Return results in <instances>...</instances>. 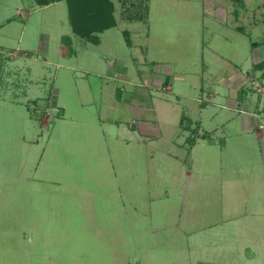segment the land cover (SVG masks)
I'll use <instances>...</instances> for the list:
<instances>
[{"label":"rangeland","instance_id":"obj_1","mask_svg":"<svg viewBox=\"0 0 264 264\" xmlns=\"http://www.w3.org/2000/svg\"><path fill=\"white\" fill-rule=\"evenodd\" d=\"M111 2L97 47L66 1L0 0V264H264V0ZM116 63L159 92L113 80ZM117 88L149 106L180 96L159 106L175 124L201 113L232 135L216 153L191 131L149 144L137 112L110 109ZM211 93L221 109L198 102Z\"/></svg>","mask_w":264,"mask_h":264},{"label":"crops","instance_id":"obj_2","mask_svg":"<svg viewBox=\"0 0 264 264\" xmlns=\"http://www.w3.org/2000/svg\"><path fill=\"white\" fill-rule=\"evenodd\" d=\"M67 10H68V8H67ZM113 29H116V27L112 28V29H109V30L97 35L98 36V41L97 42H94L93 40L84 39V38H81V37L80 38H81V40L86 41L87 43H91V44H93V45L98 47V46H101V44L103 43V35L106 32H108L110 30H113ZM129 49L132 52L135 51V50H133L134 49L133 46L129 47ZM134 55L135 54L132 53L131 56H132L133 64L136 65L137 59L135 58ZM143 57H144V54L141 55V58H143ZM144 60L146 62V59H141V62H143ZM148 63H151V62H148ZM116 64L118 66H116L117 67V71L113 75V80L114 79L119 80L118 83L123 81V83H126L128 86H129V84L133 85L135 83V81H139L140 80L139 81L140 85L138 86L139 88L150 89V91H152L154 93L159 92V89H157L156 87H152V85H146L145 86V84L144 85L142 84V80L145 79V74H143L141 71L138 72V71L135 70V72H132V73L128 74V67L126 65H124L122 70H121V67L119 66V63H116ZM121 75H125V76L121 77ZM156 75H157V73L154 74V76H156ZM182 79H183V77H182ZM232 79H233V77H232ZM232 79H230L231 83L229 85H231V88H232V91H231L232 93L231 94H234L233 84L235 82ZM168 81H170V78L169 77L165 78V82L163 83L162 86L163 87L165 85L167 86V84H169V83H167ZM135 87H136V89L138 88L137 86H135ZM136 89L134 90L133 95H131V93H130V94H128L125 97V99L122 98V100H120V101L115 100V99H117V96H120V97L122 96L121 95V90H119L117 88L116 91L114 92V90L112 89V92H111V94L109 96L113 97L114 100L111 103V106L109 105V107L113 111H116L117 109L118 110L119 109L122 110L121 107H124L123 109H125V111L127 110L129 112V114L137 112L138 113V115H136L137 118L130 117V119L134 120L133 121L134 124L132 123V126H131L132 129L131 130H133L132 132L137 131L139 133L140 137L145 139L146 141L149 140L148 141L149 144L153 143L155 145L160 140H163V138H167L168 141L171 140L172 137H173L174 131H176L177 134H181V135H182V132L186 133L187 131L188 132L191 131L194 134H196L197 132L199 134V131H200V133H202V134H200V135L197 134V142H196V139L193 138V137H192L193 139H191V137H186L185 140H184V142H187V141L190 142V144L192 145V146L191 145L190 146H191V148H193V151H195L196 148L199 149L200 147H202L203 149L206 148L208 151L210 150L209 152H212V150L210 149L211 147L214 148V150H215V148L220 146L222 143L227 145L226 140H225V142L223 140L227 136L232 135V133H231V131H229L227 129L225 124H220L219 126L218 125L214 126V125H210V123H209L208 124L209 127H206L203 124V122H202L203 119H202V116L200 115L201 113L199 114L200 120H197V122L191 121V118H189L188 116H185V114H182V115H180L179 121L177 120L178 124H175V121L177 119V114H175L174 116L173 115L171 116L168 113L171 116L170 118H168L166 114L164 115L165 112H163V110H161V109H163V108L164 109L165 108L169 109L170 107L175 106L180 101L179 100L181 98L180 96L176 97V98L169 97L168 98L169 100H160V98H152L151 106H149L150 105L149 101H145V100L143 102L139 101L140 99H138V97L141 98V94H140V91L138 92ZM242 89L243 88L238 89L239 90L238 93L240 91H242ZM170 90H171L170 94H172V91H173L172 84H171ZM146 91H148V92H146L147 96L148 97H152L151 96V92L149 90H146ZM157 95H159V94L157 93ZM238 98H239V94L236 95L235 99L237 100ZM136 99L138 101H135ZM231 99H233V98L231 97ZM253 99H255V98H253ZM154 100H155V102H154ZM198 100H199L198 102L200 103V105H202L203 107L206 106L207 102H211V104L219 106L218 109H221L223 107L221 105V103L216 104L217 101H221L222 100V99L218 100L216 94H212L211 93L208 96L207 100L204 99V97H200V98H198ZM173 101H176V102H173ZM154 103H155V105L157 107L154 106ZM232 105L233 106L237 105L238 107H240V105L237 102L234 103L232 100H230V106H232ZM159 106H161V109H159ZM244 106H245V108H246V110H247V112L249 114L248 117H252L253 118L252 121H253L255 119L254 117L258 116L259 114H256L257 112L256 113H249V111H250L249 107L250 106L246 105V104ZM146 113H150V115H146ZM248 117L245 116L246 122L241 128V133H245L246 131L248 132L249 129L251 128V130L249 132H251V135H252V134H255V132H254L255 129H254V127H252L253 124L251 122H249ZM112 121H113L114 124H117L118 126H123V124H124L121 121H116V120H112ZM167 121H169V122L167 123ZM185 122H186V125H185ZM170 125L173 126L174 129L166 130L167 126L171 127ZM127 132H126V134H127ZM218 133L221 134V136H219ZM247 135L250 136L249 134H247ZM128 136H129V134H128ZM128 136L127 135L125 136L126 137V142L129 141L128 140ZM254 136H255V138H257L256 134ZM182 138H184V137H182ZM216 138L219 139L220 141L218 142V140ZM194 139H195V141H194ZM206 140L209 141V143L211 141H213V142L211 144H209V145H206V144H204L206 142ZM262 140H263V138L260 139V142ZM221 141H222V143H221ZM181 145H183V144H181ZM197 153L198 152L196 151V154ZM215 153H216V150H215ZM217 156H218V154H217ZM192 157H193V159L195 158V156H193V155H192ZM175 161L178 162L179 160L175 158ZM194 162H195V159H194Z\"/></svg>","mask_w":264,"mask_h":264},{"label":"trees","instance_id":"obj_3","mask_svg":"<svg viewBox=\"0 0 264 264\" xmlns=\"http://www.w3.org/2000/svg\"><path fill=\"white\" fill-rule=\"evenodd\" d=\"M37 5H49L67 2L69 22L73 32L81 38L98 41L99 34L115 28L114 6L111 0H34ZM126 43L132 46L129 32L124 31ZM257 45V44H256ZM256 68H264V61Z\"/></svg>","mask_w":264,"mask_h":264}]
</instances>
